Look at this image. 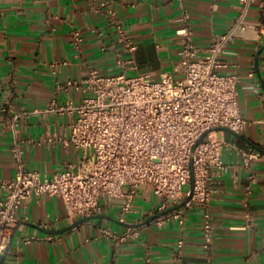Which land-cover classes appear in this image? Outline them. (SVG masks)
<instances>
[{
	"label": "crops",
	"instance_id": "0c3cea01",
	"mask_svg": "<svg viewBox=\"0 0 264 264\" xmlns=\"http://www.w3.org/2000/svg\"><path fill=\"white\" fill-rule=\"evenodd\" d=\"M109 8L135 42L133 55L123 51L109 26ZM239 9L240 0H0V181L13 179L19 170L12 153L16 144L25 168L42 175L86 167L84 152L67 144L75 108L85 97L65 87L69 79L82 82L92 70L109 75L126 69L130 77L156 81L180 61L184 37L177 30L184 12L190 14L194 43L204 50L229 29ZM245 24L246 30L238 31L222 54L225 67L220 72L239 77L240 108L249 124L239 134L242 138L218 131L227 145V170L215 179L209 249L204 248L203 210L198 206L186 209L183 225L175 219L163 227L151 222L140 227L139 238L116 245L114 235L157 215L163 202L141 187L124 222L123 200L107 198L101 214L63 234L56 232L82 218L70 217L58 197L33 196L16 211L18 224L4 264H264V162L257 160L247 170L239 153L257 150L255 146L264 151V88L255 68L264 47V0L250 7ZM75 31L82 36L80 47L74 44ZM120 56L125 65L116 63ZM263 60L264 51L259 57L264 82ZM250 174L256 182L248 195ZM245 201L253 226L245 220ZM179 239L185 248L177 261Z\"/></svg>",
	"mask_w": 264,
	"mask_h": 264
},
{
	"label": "built area",
	"instance_id": "2783aa9c",
	"mask_svg": "<svg viewBox=\"0 0 264 264\" xmlns=\"http://www.w3.org/2000/svg\"><path fill=\"white\" fill-rule=\"evenodd\" d=\"M255 2L240 0L235 21L204 50L194 43L190 14L184 12L179 19L182 27L177 30L184 37L180 61L156 81L147 76L130 77L125 69L109 75L92 70L82 82H66V88L85 94L75 108L77 117L71 124L67 144L84 152L82 161H86V167L42 175L26 169L23 151L17 144L13 147L19 170L13 179L0 181V262L18 224L16 211L33 196L60 198L72 218L99 215L107 198L122 199L120 221L124 222L141 187L163 199L157 214L190 197L185 206L153 222L163 227L175 219L183 225L186 209L198 206L203 210L204 248L209 249L214 231L210 205L218 193L215 179L227 170L223 160L227 145L218 131L241 134L249 124L240 108L239 77L220 72L225 67L221 57L235 42L237 32L246 30L245 20ZM105 16L123 51L133 55L137 46L118 13L109 8ZM73 38L75 46L80 47L81 33L75 31ZM200 53L203 57H199ZM116 63L126 64L122 56ZM250 76L254 77V73ZM239 153L247 170L257 160L264 162V153L254 148L240 149ZM248 180L246 190L250 195L256 178L250 174ZM243 206L245 220L253 226L255 218L249 203L245 201ZM139 237L140 228L113 236L116 245ZM30 241L26 239L25 243ZM184 248V240L179 239L177 261Z\"/></svg>",
	"mask_w": 264,
	"mask_h": 264
},
{
	"label": "water",
	"instance_id": "95a60500",
	"mask_svg": "<svg viewBox=\"0 0 264 264\" xmlns=\"http://www.w3.org/2000/svg\"><path fill=\"white\" fill-rule=\"evenodd\" d=\"M263 51H264V47H263L262 49H260V51L258 52V54H257V56H256V60H255V68H256L257 75H258L259 78L261 79V82H262V85H263V88H264V82H263V80H262V74H261L260 66H259V57H260V55H261V53H262ZM225 131H229V130H225ZM229 132H230V131H229ZM233 134H235V133H233ZM206 135H207V133H205V134L201 137V139H200V140L198 141V143L195 145L194 150H195L196 146H197V145H198V144L204 139V137H205ZM235 135H237L239 138H242V136L239 135V134H235ZM254 146H255V145H254ZM255 148H257V150H259V151H261L262 153H264V151H262L261 149H259L257 146H255ZM192 183H193V181H192ZM189 201H190V197H188V198H187L184 202H182L181 204H179V205H177V206H175V207H172V208H170V209H168V210H166V211H164V212H162V213H159V214H157V215L151 217L150 219H148V220H147L145 223H143V224H140V225H132V228H140V227H142V226H144V225H147V224L153 222L154 220H156V219L159 218V217H162V216H164V215H166V214H169V213H171V212H174V211H176V210H179L180 208H182L183 206H185V204L188 203ZM93 218H94V216H89V217L82 218L80 221L76 222L75 224H73V225L70 226L69 228H66V229H64V230H61V231L56 232V234H63V233H65V232H67V231H69V230H72V229L78 227L79 225H81V224L85 223L86 221L91 220V219H93ZM49 233H51V232L49 231ZM9 249H10V247L8 248V250L6 251V253L4 254V256L2 257V260H1L0 264H4V261H5V259H6V256H7V254H8Z\"/></svg>",
	"mask_w": 264,
	"mask_h": 264
}]
</instances>
